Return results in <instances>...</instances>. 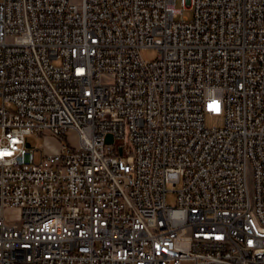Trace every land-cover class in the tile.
<instances>
[{
  "label": "built area",
  "instance_id": "built-area-1",
  "mask_svg": "<svg viewBox=\"0 0 264 264\" xmlns=\"http://www.w3.org/2000/svg\"><path fill=\"white\" fill-rule=\"evenodd\" d=\"M181 3L0 0V264H264V0Z\"/></svg>",
  "mask_w": 264,
  "mask_h": 264
},
{
  "label": "rangeland",
  "instance_id": "rangeland-1",
  "mask_svg": "<svg viewBox=\"0 0 264 264\" xmlns=\"http://www.w3.org/2000/svg\"><path fill=\"white\" fill-rule=\"evenodd\" d=\"M76 2H80L81 0H74ZM177 6L183 8V4L181 3V0H177ZM184 15L191 17L192 16V11L190 9H184ZM159 53V50L156 47H145L141 49V54L144 59L146 60H153L157 58ZM222 123V118L219 116H211L207 115L206 116V124L208 126H213V125H220ZM71 137L74 142H78V138L75 134H71ZM33 146L37 147L39 143L44 142L46 145V150L47 151H56L59 149L60 145L58 141L53 137V136H45V135H31L29 136L28 139ZM180 184H174L173 182L168 183L167 188V203L173 206H176L179 204L178 201V188ZM19 211L18 210H8L7 211V216L9 220H13L17 218Z\"/></svg>",
  "mask_w": 264,
  "mask_h": 264
},
{
  "label": "water",
  "instance_id": "water-1",
  "mask_svg": "<svg viewBox=\"0 0 264 264\" xmlns=\"http://www.w3.org/2000/svg\"><path fill=\"white\" fill-rule=\"evenodd\" d=\"M108 141L109 142L113 141V137L111 135L108 136Z\"/></svg>",
  "mask_w": 264,
  "mask_h": 264
}]
</instances>
